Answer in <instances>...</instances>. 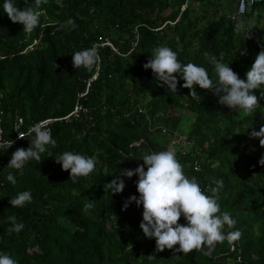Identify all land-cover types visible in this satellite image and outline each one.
I'll use <instances>...</instances> for the list:
<instances>
[{"label": "trees", "instance_id": "obj_1", "mask_svg": "<svg viewBox=\"0 0 264 264\" xmlns=\"http://www.w3.org/2000/svg\"><path fill=\"white\" fill-rule=\"evenodd\" d=\"M238 2L47 0L36 9L39 25L25 33L4 13L0 0L5 136L11 137L17 116L23 128L58 119L50 127L57 143L46 146L40 162L31 159L21 170L7 167L34 135L0 152V254L16 264H264V166L259 163L264 147L259 138H250L264 126V86L253 90L259 107L247 114L220 104L212 91L198 85L199 98H193L178 73L177 91L171 92L143 67L156 47L167 46L182 64L204 67L214 81L218 77L205 52L246 80L264 50V0L243 14L237 13ZM14 3L23 10L34 0ZM70 18L75 29L67 24ZM241 20L245 30L237 32ZM93 45L98 64L91 72L75 69L73 53ZM77 106L82 108L78 118L62 120ZM180 137L181 148L175 143ZM169 149H175L185 175L195 177L206 195H212L216 180H223L220 212L236 220L223 232L242 233L234 245L218 243L211 256L206 247L187 254L175 251L179 245L157 251L155 238L145 237L140 228L143 206L132 202L123 208L130 196L139 198L138 175L121 177L124 190L112 194L107 184L122 171L143 165L144 155ZM66 151L94 156L95 170L70 179V170L55 160ZM10 172L15 185L6 179ZM23 191L31 192L32 202L12 207L9 199ZM89 203L93 206L86 209ZM9 217L24 224L21 232L9 233ZM179 223L187 222L181 216Z\"/></svg>", "mask_w": 264, "mask_h": 264}, {"label": "clouds", "instance_id": "obj_2", "mask_svg": "<svg viewBox=\"0 0 264 264\" xmlns=\"http://www.w3.org/2000/svg\"><path fill=\"white\" fill-rule=\"evenodd\" d=\"M41 3L47 0H34V5L25 7L23 10L16 6L14 0H4V13L13 23L23 25L25 33H31L38 25L41 12L36 10ZM67 24L72 29L78 27L73 19ZM64 24L59 25L63 29ZM58 29V30H59ZM235 31L245 30L244 21L235 24ZM205 59L214 66V72L218 79L209 77L207 70L193 63L182 64L177 59V53L167 46H158L154 49L153 55L144 69H151L157 82H162L171 92L177 91L178 80L174 74H179L184 83L182 87L190 90V96L199 98L195 86L200 89L210 90L218 97V102L230 109H239L247 114H253L259 107L258 98L253 90L262 89L264 86V50L256 56L253 65L246 73V80L240 79L238 74L228 64L217 60L216 56L204 53ZM100 61L97 46L73 53V66L75 69L83 67L91 72ZM58 67V65H56ZM260 98L264 99V91H261ZM47 122H38L29 128L27 135L33 136L30 146L27 149H17L8 164V168L21 170L25 163L31 159L41 161V154L46 151V146L55 147L56 140L53 139L51 130L46 127ZM25 136L19 133V138ZM250 138H259L260 145L264 147V126L259 131L253 130ZM14 141L3 140L0 137V147H12ZM143 165L134 170H124L120 176H116L108 188L112 194L120 193L125 188L124 180L121 177L131 178L138 175L137 191L139 198L130 196L124 203L126 210L129 204L135 202L137 206H143V219L140 224L145 237L155 238L157 251L165 248L187 254L193 250L201 251L205 247L206 255L211 256L216 245L227 240L229 245L239 240L242 233L239 230L230 231L224 234L225 225L229 229L234 228L236 220L228 212H220L219 190L223 187V180H216V187L211 189L212 195H206L195 177L189 178L185 175L183 166L176 158L175 149L160 152H153L141 158ZM56 162L62 165L65 171L70 170V179L88 176L95 170L96 158L86 157L73 152H64L59 155ZM264 166V158L259 161ZM145 166L147 170L145 171ZM7 181L16 184L14 175L10 172ZM32 202L30 191L18 193L9 199L12 207H23L25 203ZM92 204L85 205L86 209L92 208ZM181 216L186 220V225L179 223ZM12 226L9 233H19L23 230L24 224L18 223L15 217H9ZM151 258V256H149ZM0 264H16L9 255L0 254Z\"/></svg>", "mask_w": 264, "mask_h": 264}, {"label": "built area", "instance_id": "obj_3", "mask_svg": "<svg viewBox=\"0 0 264 264\" xmlns=\"http://www.w3.org/2000/svg\"><path fill=\"white\" fill-rule=\"evenodd\" d=\"M260 1L261 0H239L237 13L238 14L245 13L247 11L248 7H250L252 4L258 3ZM108 46H111L110 43H108ZM89 83H90V81L87 83L85 92L83 94H81L80 97H83L86 95V93L88 91ZM81 110H82V108L80 106L75 107L74 110L71 113H69L67 116L63 117L62 120L69 121L71 119L78 118V115L81 112ZM83 111L85 112V110H83ZM56 121H58V119H46V120H43L41 122H47L46 127L50 129L51 125ZM23 125H24L23 119L21 117L17 116V118L15 119V121L12 124L11 137H6L5 133H4V129L2 127V119L0 116V137H2L3 140L10 139V140L14 141V144L12 145V147L7 148L6 150L4 147H0V152L10 150L11 148L17 146V144L20 143L21 141L30 137L27 135V133H28L29 128L32 127L34 124L30 125L27 128H23ZM19 133L24 135L25 137L19 138ZM194 169L195 170L198 169V165L196 163L194 164Z\"/></svg>", "mask_w": 264, "mask_h": 264}, {"label": "rangeland", "instance_id": "obj_4", "mask_svg": "<svg viewBox=\"0 0 264 264\" xmlns=\"http://www.w3.org/2000/svg\"><path fill=\"white\" fill-rule=\"evenodd\" d=\"M106 45H108V43H106ZM175 143L181 148L184 145L183 137L178 138L177 142L175 141ZM170 146H172V144Z\"/></svg>", "mask_w": 264, "mask_h": 264}]
</instances>
